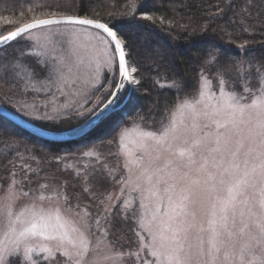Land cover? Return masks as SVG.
I'll return each mask as SVG.
<instances>
[{
  "label": "snow or ice",
  "instance_id": "1",
  "mask_svg": "<svg viewBox=\"0 0 264 264\" xmlns=\"http://www.w3.org/2000/svg\"><path fill=\"white\" fill-rule=\"evenodd\" d=\"M137 7L128 0L124 15ZM211 16L223 21L230 41L242 33L264 36V0H224ZM199 30L207 32L208 23ZM247 43L223 67V50L210 48L190 90L179 80L157 79L176 99L158 127L149 130L140 113L130 126H118L109 141L116 167L96 147L78 153L94 158L75 173L87 202L64 185L34 189L31 165L20 164L17 179L10 160V181L0 185V264H264V62L245 55ZM9 47L19 55L0 62V90L56 89L66 99L53 102L51 112L35 103L13 107L57 128L75 121L68 135L107 120L141 83L120 27L96 11L72 9L70 0H0V50ZM26 57L42 66L44 79H36L41 69ZM233 68L235 77L225 70ZM97 173L111 190H92Z\"/></svg>",
  "mask_w": 264,
  "mask_h": 264
},
{
  "label": "trees",
  "instance_id": "2",
  "mask_svg": "<svg viewBox=\"0 0 264 264\" xmlns=\"http://www.w3.org/2000/svg\"><path fill=\"white\" fill-rule=\"evenodd\" d=\"M233 2L239 5L241 0ZM70 3L71 8L80 13L96 11L104 20L120 27L128 40L132 59L140 68L137 75L141 83L136 86L137 90L131 92L123 106L128 95L123 97L118 109L107 120L76 140L54 142L41 139L0 115V185L4 188L11 178V160L17 163V179L24 174L19 165H31L29 180L34 189L45 182L49 185H64L68 193H81L80 199L87 202L82 178L76 177L75 173L77 168L83 169L90 159L94 162V158L81 157L78 153L96 147L103 154L102 159L111 167H116V146L109 141L118 132V126H130L132 119L140 113L145 117L149 130L158 127L164 107L176 99L167 87L161 88L155 83L157 79L161 83H165V77L168 82L176 79L187 84L190 90V86L199 78L198 73L204 66L203 61L210 48L215 46L223 50L220 57L223 67L229 63L228 56L240 54L239 45L242 41H248L245 55L264 62V36L242 33L230 41L221 30L223 21L211 16L216 5L223 4L224 0H137L138 7L131 17L124 15L128 11V0H70ZM144 14L163 17L172 23H160L159 20L153 23L143 19ZM204 23H208L207 32L199 30ZM4 50H0V53ZM225 70L235 77V68ZM9 92L5 94L0 90V103L15 112L17 109L13 107ZM153 115L156 117L155 122L151 120ZM36 125L49 131L64 132L69 127H75V121L66 122L58 128L43 121ZM9 138H14L18 147H9ZM89 182L92 183L91 180ZM96 186L101 190L113 188L99 177V173L93 191ZM114 222L119 225L118 220ZM129 239L131 244V237Z\"/></svg>",
  "mask_w": 264,
  "mask_h": 264
},
{
  "label": "rangeland",
  "instance_id": "3",
  "mask_svg": "<svg viewBox=\"0 0 264 264\" xmlns=\"http://www.w3.org/2000/svg\"><path fill=\"white\" fill-rule=\"evenodd\" d=\"M18 55H19V52L16 48L9 47L0 53V62L10 60L11 58L18 56ZM26 59L28 60L29 64L33 65L37 69H41V71L39 72V75L36 77V79H38V80L44 79L46 76V72L42 70V66L39 64H36L30 57H26ZM9 94H11V100L13 102V105L17 104V103L22 104L25 102L28 104L35 103L37 106H41L39 109L41 113H43L45 110L51 112L53 102L58 105V104L64 103L65 99H66V97L64 95H60L59 93H57L56 89H54V88L51 89L48 93H45L44 91L36 92V91L30 90L26 94H22L20 92V89L17 88V89H13L12 91H10ZM53 94H55V97H56L55 101H53ZM21 95H23V100L21 99ZM101 95L106 96L107 93H101ZM34 97H35V99H34ZM45 103H48V105H49L47 109L42 107V105ZM13 113H15L17 116H19L20 118L29 122L32 125H36L38 122H40L37 120H33L28 116H25L23 114V112H21V111L15 110V112L13 111ZM46 123H48V122H46ZM115 191L117 193L119 192V186H117V189ZM133 196H135V193L133 194ZM137 203H138L137 201L133 200V205H136ZM128 240H130V239L128 238L125 241H123V243L125 244V247L132 246L130 244V241H128Z\"/></svg>",
  "mask_w": 264,
  "mask_h": 264
},
{
  "label": "water",
  "instance_id": "4",
  "mask_svg": "<svg viewBox=\"0 0 264 264\" xmlns=\"http://www.w3.org/2000/svg\"><path fill=\"white\" fill-rule=\"evenodd\" d=\"M129 98H130V95H128L127 99L123 102L121 106H123L128 101ZM117 109L118 107L116 108V110ZM0 115L8 119L12 123L16 124L17 126L21 127L22 129L36 135L37 137L41 139L49 140V141H54V142H66V141L76 140L90 133L95 128L94 127V128L88 129L87 132L82 135H68L66 134L67 131H64V132L49 131L37 125H32L29 122L23 120L22 118L17 116L15 113H13L11 110H9L7 107H5L1 103H0ZM35 129H39V131H34Z\"/></svg>",
  "mask_w": 264,
  "mask_h": 264
}]
</instances>
